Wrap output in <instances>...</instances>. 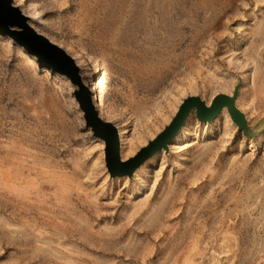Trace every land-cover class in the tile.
<instances>
[{"label": "rangeland", "instance_id": "374dc122", "mask_svg": "<svg viewBox=\"0 0 264 264\" xmlns=\"http://www.w3.org/2000/svg\"><path fill=\"white\" fill-rule=\"evenodd\" d=\"M12 2L83 57L121 160L200 104L111 176L75 85L0 34V264H264V0Z\"/></svg>", "mask_w": 264, "mask_h": 264}, {"label": "water", "instance_id": "95a60500", "mask_svg": "<svg viewBox=\"0 0 264 264\" xmlns=\"http://www.w3.org/2000/svg\"><path fill=\"white\" fill-rule=\"evenodd\" d=\"M12 0H0V34L9 36L15 43L20 45L28 54L34 55L43 66L61 73L75 85L74 98L82 111L86 125L93 134L104 140L105 163L111 176L129 175L146 158L157 150L164 148L170 143L178 131L185 114L186 105L192 101L196 108L199 100L189 97L179 107L174 119L153 141L141 147L133 156L121 160L119 156V137L114 124L102 119L94 107L90 91L82 81L74 61L65 49L52 44L50 40L38 33L25 20L18 7L11 4ZM14 26L16 29H11ZM20 28V29H17ZM226 100L214 97L206 112L198 115L200 119H209L215 112L218 103ZM230 109V106H228Z\"/></svg>", "mask_w": 264, "mask_h": 264}, {"label": "bare ground", "instance_id": "6f19581e", "mask_svg": "<svg viewBox=\"0 0 264 264\" xmlns=\"http://www.w3.org/2000/svg\"><path fill=\"white\" fill-rule=\"evenodd\" d=\"M11 4L13 5V6H15L14 4H13V2L11 1ZM20 10V9H19ZM21 13L23 12V11H20ZM28 12L30 13V14H32L33 15V8H31V7H28ZM24 15V17H25V20H26V22L32 27V28H34L31 24H32V22L31 21H29V19H30V17L27 15V14H23ZM11 29H16L14 26H11L10 27ZM17 29H20V28H17ZM35 29V28H34ZM36 30V29H35ZM38 33H41V34H43L44 36H46L49 40H50V42L52 43V44H55V45H57L58 47H61V48H63V49H65V51L70 55V57L72 58V60L74 61V64H75V66L77 67V69H78V73H79V75H80V77H81V79H82V81L87 85V87H88V83L86 82V80L84 79L85 77V75L87 74V75H90L89 74V72H88V70H87V67H86V65H85V62H84V60H83V57L74 49V48H71V47H69V46H66V47H64V45L65 44H63L60 40H52L49 36H47V35H45L43 32H40V31H38V30H36ZM88 89H89V91H90V94H91V99H92V102H93V104H94V107L96 108V102H95V100H94V98H93V94H92V89L91 88H89L88 87ZM214 98V97H213ZM184 101H182V103H183ZM181 103V104H182ZM181 104L179 105V107L181 106ZM210 104V103H209ZM179 109V108H178ZM238 124H239V126H241V127H243V125L240 123V122H238ZM117 132H118V137H119V143H121V135H122V131H121V129L120 128H118L117 127ZM182 134V133H181ZM178 138V137H177ZM174 140V139H173ZM172 141V140H171ZM175 143V142H174ZM177 144V143H176ZM120 145V144H119ZM160 150V149H159Z\"/></svg>", "mask_w": 264, "mask_h": 264}]
</instances>
